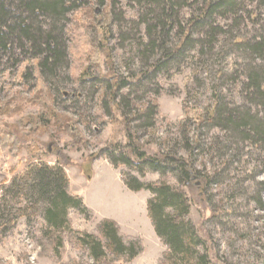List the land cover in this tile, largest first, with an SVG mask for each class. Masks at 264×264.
I'll list each match as a JSON object with an SVG mask.
<instances>
[{
  "label": "rangeland",
  "instance_id": "1",
  "mask_svg": "<svg viewBox=\"0 0 264 264\" xmlns=\"http://www.w3.org/2000/svg\"><path fill=\"white\" fill-rule=\"evenodd\" d=\"M19 2L6 0V5L17 7ZM234 4L215 11L213 20L220 30L213 41L198 28L185 41L191 19L206 1L177 0L164 49L158 24L163 17L152 0H64L60 9L67 8L60 14L48 10L20 18L32 29L33 41L39 42L34 45L23 36L0 48V99L16 100L26 120L49 109L55 116L51 114L46 128L31 133L17 126L16 118L5 123L13 124L24 144L50 148L45 159L34 162L50 169L62 167L68 192L82 202L67 210L76 233L58 231L64 247L44 250L52 232L40 204L0 186L1 204L19 212L13 226H0V264H93L80 234L100 237L99 225L105 219L114 221L125 237L141 241L144 251L130 264H171L173 253L156 233L148 212L155 195L147 188L133 191L126 184L164 179L191 199L197 248L208 264H264V146L237 136L224 122L229 115L244 117L249 109L264 121V107H257L261 101L251 95L250 82L253 75L264 74V0ZM150 26L157 31L150 34ZM103 32L107 41L100 36ZM48 38L61 56L44 65ZM153 39L158 48L152 52L145 45ZM103 44L100 62L95 63L94 53ZM173 50L180 53L152 73V66ZM116 81L125 85L112 87V95L106 93V85ZM183 107L201 116L218 107L225 115L198 126L184 116ZM121 120L149 155L169 152L187 158L194 150L195 169L214 179L206 188L191 189L180 186L175 173L161 178L146 164L139 163L135 170L119 158L112 163L110 149L129 141ZM72 123L80 131L78 138L64 130ZM20 158L28 162L31 156L23 149ZM2 164L7 173L15 165L9 150L2 151ZM27 164L8 174L5 187H11L15 177L21 181Z\"/></svg>",
  "mask_w": 264,
  "mask_h": 264
},
{
  "label": "trees",
  "instance_id": "2",
  "mask_svg": "<svg viewBox=\"0 0 264 264\" xmlns=\"http://www.w3.org/2000/svg\"><path fill=\"white\" fill-rule=\"evenodd\" d=\"M64 0H20L17 7H7L6 0H0V48H7L10 41L19 40L21 38H27L29 42L37 45L36 39L33 41L31 36L30 26H26L23 19H20L23 15L29 17L37 16L38 13H44V11L52 10V14H60L67 8L66 5L60 9L59 3ZM154 4L159 8V11L163 17V20L159 19V25L162 28V40L161 45L164 49L168 44L169 31L172 27V11L177 0H152ZM205 7L201 10L198 16H194L190 23L188 33L185 41L190 38L191 32L194 28L205 31L206 37L211 41L217 37V30H220L219 26H215L213 15L218 8L221 7H233L235 0H219L214 3L212 0H207ZM65 8V9H64ZM170 10V12H169ZM15 19H20L14 21ZM23 23V24H22ZM157 24V25H158ZM149 33L157 31L156 26H150L148 28ZM106 33H101V38L107 41L105 38ZM24 36V37H23ZM188 43V42H187ZM45 48L48 55L45 56L44 65L56 61L61 56V52L57 51V47L52 44V38L45 40ZM106 46L104 44L96 50L94 53L93 61L99 63L100 54ZM151 48L152 52L158 48V42L154 39L145 45V49ZM146 52V50H143ZM179 50H173L172 52H166L162 57V60H158L152 66V73L158 72L167 62H170L179 54ZM109 57V52H107ZM146 76L148 74H145ZM250 82L253 85L251 95L255 99L260 100L257 107H264V74L261 76L255 74L251 78ZM125 85V82L120 84L110 82L106 86V93L114 94V90L111 89L115 86ZM12 99L7 102L0 99V157L2 151L9 150L15 159V165L11 168L10 172H6V164H2L0 167V186L2 189L9 190V194L16 193L17 197L20 194L31 196L34 204L38 206L39 210L44 213L46 220L51 227L52 237L50 244L45 245L44 250H49L52 247L54 249H60L64 247V238L61 235H57L58 231H69L71 234L76 232L70 228L67 210L71 206L79 207L81 200L74 198L69 192V182L62 167L50 169L46 164L39 165L34 162L35 159L43 160L48 156L50 148H41L37 145L24 144L17 130H12V125L5 123L8 118H16V125L21 129L25 128L26 131L37 132L38 129H44L48 126L51 114L55 116L54 112L49 109L48 112H42L39 117L30 116L29 120L23 116L22 107ZM250 109L246 112L244 117L238 118L229 115L224 119L225 124L232 126L235 130L234 133L238 136L256 142L259 146H264V121L259 120L258 115L250 113ZM147 113V112H146ZM193 114L186 107H183L184 116L192 120L198 126L202 124L218 122L221 117H224L223 110L220 108H214L212 112L201 116L194 112ZM48 116V117H47ZM251 119H254L251 123ZM65 122L64 119L60 120ZM127 121V120H126ZM127 123V122H126ZM119 126L125 128V135L129 139L128 143L124 146H115L110 149L108 157L112 163H117V158L127 161L131 164V167L135 170H139V163L148 165L152 170L158 172L161 178H165L169 173H175L180 186L190 187L191 189H200L201 186H208L212 181L213 176H203L193 166V151L190 150L187 158L181 157L174 153L157 152L156 154L149 155L146 150L141 149L140 146L134 142L132 134L128 132L125 122L121 120ZM65 131L71 134L73 137L78 138L80 131L70 124L65 126ZM81 135V134H80ZM198 141L195 142L197 144ZM26 149L30 154L31 159L27 160L20 158L22 150ZM126 159V160H125ZM28 163V164H27ZM26 165V173L22 177L20 182L18 177L13 179L11 187H5L9 182L8 174H16L19 168ZM196 185L194 184L195 181ZM129 189L133 191H140L143 188H147L153 192L155 198L149 201L148 212L152 219V223L156 233L166 241L169 245L174 258H170L171 264H208L207 256L201 254L197 248L198 240L194 234V227L192 219L190 217L191 199L187 196L186 191L178 186H173L165 179L157 184H141L137 180L126 182ZM24 209V208H21ZM167 209H171L173 212L166 213ZM24 211V210H23ZM220 212H225L220 209ZM26 215V214H24ZM19 212L13 213V211L6 208L1 204L0 200V226L11 227L18 220ZM66 227V228H65ZM100 237L94 234L82 233L80 235L82 241L88 246L94 261L93 264H130L141 253H143V245L137 238L125 237L122 235L117 227V224L109 219H105L100 222ZM60 228V230H58ZM61 233V232H60ZM78 233V232H77Z\"/></svg>",
  "mask_w": 264,
  "mask_h": 264
}]
</instances>
